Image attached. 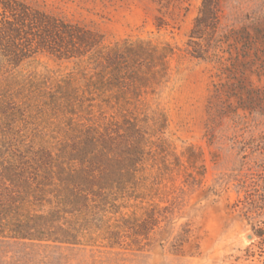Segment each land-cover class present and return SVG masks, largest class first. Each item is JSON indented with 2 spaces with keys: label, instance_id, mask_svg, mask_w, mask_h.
<instances>
[{
  "label": "trees",
  "instance_id": "1",
  "mask_svg": "<svg viewBox=\"0 0 264 264\" xmlns=\"http://www.w3.org/2000/svg\"><path fill=\"white\" fill-rule=\"evenodd\" d=\"M222 1H201L186 48L213 58L238 89L235 76L250 63L239 58L250 50L220 56ZM36 54L73 68L23 72ZM172 54L169 44L145 39L104 45L84 26L0 0V243L149 248L177 209L175 178L183 172L159 102ZM243 195L241 216L255 239L249 258L264 252V174ZM183 227L171 250L189 242Z\"/></svg>",
  "mask_w": 264,
  "mask_h": 264
},
{
  "label": "rangeland",
  "instance_id": "2",
  "mask_svg": "<svg viewBox=\"0 0 264 264\" xmlns=\"http://www.w3.org/2000/svg\"><path fill=\"white\" fill-rule=\"evenodd\" d=\"M19 1L95 31L104 45L145 39L173 48L159 102L168 121L165 139L181 157L185 173L175 178L180 190L173 217L156 229L143 251L4 242L0 264H264V252L245 255L255 239L247 238L251 229L240 212L244 187L264 174V0L221 3L220 56L250 50L239 58L250 63L240 68L244 75L235 76L242 81L238 89L230 87L234 76L213 58L188 54L186 43L202 0ZM72 68L70 62L36 54L22 70L65 74ZM185 224L191 229L189 242L171 250L170 242Z\"/></svg>",
  "mask_w": 264,
  "mask_h": 264
},
{
  "label": "water",
  "instance_id": "3",
  "mask_svg": "<svg viewBox=\"0 0 264 264\" xmlns=\"http://www.w3.org/2000/svg\"><path fill=\"white\" fill-rule=\"evenodd\" d=\"M252 237H253L252 235H248L247 236L248 239H252Z\"/></svg>",
  "mask_w": 264,
  "mask_h": 264
}]
</instances>
